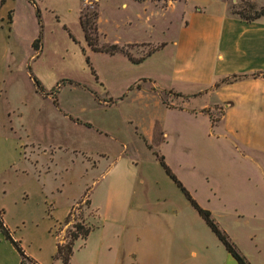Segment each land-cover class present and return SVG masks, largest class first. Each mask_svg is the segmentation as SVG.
Returning <instances> with one entry per match:
<instances>
[{"label": "rangeland", "instance_id": "374dc122", "mask_svg": "<svg viewBox=\"0 0 264 264\" xmlns=\"http://www.w3.org/2000/svg\"><path fill=\"white\" fill-rule=\"evenodd\" d=\"M4 1L0 35L9 36L11 56L1 86L7 100L3 103L20 113L18 119L33 146L23 155L21 150L14 152L12 164H0V216L25 254L57 264L51 257L54 236L56 241L65 240L80 217L102 226L108 239L116 240L124 227L120 217L134 207L172 212L185 226L198 228V222L205 226L160 166L158 155L201 207L208 202L218 206L212 195L215 187L243 215L235 220L224 217L226 225L245 243L248 237L261 240L264 183L251 163L216 136L213 125L221 107L204 110L211 115L210 124L205 116L179 104L180 98L171 103L173 93L150 88L147 78H142L151 74L149 60L133 63L121 52L89 49L78 23L76 0ZM138 1L145 2L147 25L135 18V12L141 11L138 5L124 7L120 0L96 5V0H85L81 11L98 12V44L116 43L132 57L143 55L154 44L138 41L171 34L182 6L217 2ZM227 1L229 10H237L245 8L247 0ZM251 1L261 5L262 0ZM172 3L165 15L171 20L169 29L161 34L165 22L161 11ZM38 35L35 50L31 42ZM29 72L47 94L36 89ZM159 83L157 78L154 84ZM83 196L89 198L94 217L82 204L63 222L65 207ZM256 197L261 199L254 204ZM88 254L76 239L68 264H78ZM15 256L18 252L0 232V264H11Z\"/></svg>", "mask_w": 264, "mask_h": 264}, {"label": "crops", "instance_id": "0c3cea01", "mask_svg": "<svg viewBox=\"0 0 264 264\" xmlns=\"http://www.w3.org/2000/svg\"><path fill=\"white\" fill-rule=\"evenodd\" d=\"M100 1L96 0V5ZM215 1L203 6H182L173 32L165 36L163 33L167 32L171 21L165 15L173 3L167 5L161 11L165 22L160 33L165 37L138 41L151 42L153 48L143 55L131 57H140L133 63L150 61L151 74L142 78H147L151 89L159 93L164 90L179 93L172 95L171 103L180 98L179 104L186 106L192 114L205 116L210 124L209 114L204 110L214 105L221 107L217 124L213 125L216 136L223 138L244 162L251 163L264 183V76L261 73L249 75L264 72V14L245 20L230 12L227 0ZM84 2H75L77 19ZM144 3L120 0L124 7L128 4L140 6L141 11L135 12V18L147 25L149 19ZM131 21V18L127 20ZM0 46V164L3 166V162L12 164L14 152L21 150L23 155L25 148H32L33 142L18 119L20 113H14L13 106L3 103L6 97L1 93V86L10 71L7 63V57L11 56L9 36L0 35ZM161 53H167V56ZM230 74L247 75L216 83ZM157 78L158 86L154 84ZM71 117L67 115L68 119H74L73 122H80ZM212 189L219 204L214 207L207 201L206 209L251 264H264V219L258 228L261 240L248 237L249 242L245 243L223 219L235 220L241 218L242 213L215 187ZM260 199L256 197L254 204ZM75 202L65 207L64 216ZM89 208L93 218L95 210L90 200ZM114 220L119 219H111ZM200 220L204 223L201 217ZM119 221L124 227L116 240L108 239L102 226L89 222L92 227L87 235L76 238L89 253L78 264H237L205 223L203 226L198 222L199 227L193 228L185 226L180 215L141 207L128 208ZM55 241L54 236L53 251ZM71 258L72 255L69 261ZM34 260L46 264L37 258ZM11 264H19V256H15Z\"/></svg>", "mask_w": 264, "mask_h": 264}, {"label": "trees", "instance_id": "16d2710c", "mask_svg": "<svg viewBox=\"0 0 264 264\" xmlns=\"http://www.w3.org/2000/svg\"><path fill=\"white\" fill-rule=\"evenodd\" d=\"M34 3V0H31ZM4 2V0H0V5ZM231 13L236 14L238 17L250 20L253 19L261 14H264V4L256 5L253 1L247 0L245 4V8H239L237 10H230ZM36 16L39 18V10L38 8L35 9ZM96 19H97V10L93 9L89 12L79 11L78 15V23L82 31L83 39L86 43V46L89 47V49L93 51H102L106 52L108 54H113L115 52H121L124 53L127 58L131 62H137L139 61L140 57L135 59L132 58L126 50L121 48V45H117L116 43H104V44H98V31L96 27ZM7 20H10L9 11L7 12ZM38 42H39V35L33 39L31 42V45L36 50L38 48ZM85 62H88L87 56L84 57ZM261 73L264 76V72H252L249 75H257ZM247 74H230L224 77H221L216 83L218 82H229L233 81L235 79L241 78L243 76H246ZM29 76L31 77L33 84L35 85L36 89L43 93L47 94V92H43L42 86L40 81L31 73L29 72ZM175 95H179L178 92H173ZM185 98L186 96H182ZM210 120H212L211 115L209 114ZM88 125L87 122H84ZM157 160L160 164V166L163 168L164 172L170 177V179L175 183V185L181 190L186 200L189 202V204L194 208V210L197 212V214L201 217V219L204 221V223L207 225V227L213 232V234L216 236V238L219 240V242L223 245L225 250L229 252V254L235 259L237 264H251L246 257L238 250L234 242L229 238L227 233L221 229L216 221L213 219V217L210 214V211L204 207H201L195 199L190 196L188 191L181 185V183L176 179L174 174L170 171L168 166L163 161V158L161 155L157 156ZM84 205L85 207L89 208V200L87 196H83L79 200H77L69 209L67 214L63 217V222H68L69 217L72 215V210L74 208H79L80 205ZM93 215V211H91V216ZM73 230L69 231V234L67 238L63 241H56L55 242V250L52 254V260H57V264H68L69 259L72 255V246L73 242L76 238H84L87 233L90 231L92 225L85 221L83 218L80 217L79 221H74L72 223ZM0 232L2 235L8 239L15 250L19 254V264H24V261L29 262L30 264H39L37 261H35L32 257L25 254L23 249L18 243V240H15L11 237L9 234V230L7 227L3 224V221L0 216ZM54 264V263H51Z\"/></svg>", "mask_w": 264, "mask_h": 264}]
</instances>
